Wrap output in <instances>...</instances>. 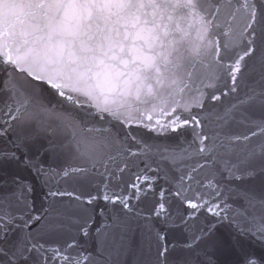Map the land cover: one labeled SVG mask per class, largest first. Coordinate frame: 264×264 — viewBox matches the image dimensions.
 <instances>
[{
    "label": "snow or ice",
    "instance_id": "obj_1",
    "mask_svg": "<svg viewBox=\"0 0 264 264\" xmlns=\"http://www.w3.org/2000/svg\"><path fill=\"white\" fill-rule=\"evenodd\" d=\"M222 222L264 247V0H0V264H122L137 230L200 264Z\"/></svg>",
    "mask_w": 264,
    "mask_h": 264
},
{
    "label": "water",
    "instance_id": "obj_2",
    "mask_svg": "<svg viewBox=\"0 0 264 264\" xmlns=\"http://www.w3.org/2000/svg\"><path fill=\"white\" fill-rule=\"evenodd\" d=\"M54 163L58 164L59 161ZM21 175L36 187L37 192L40 191L38 181L30 172L21 170ZM213 222V218L202 215L201 219L197 221V224L205 226ZM179 238V233L174 234L173 239L178 240ZM225 241L228 242L226 243ZM233 245H235V248H233ZM202 249L200 264H238L239 257L237 253L241 249L247 252H255L257 256L264 255V247L253 239H243L237 243L236 232L228 222L216 224L213 232L203 243ZM153 254L147 251L146 243L141 245V235L139 230H137L132 236V243L128 254L122 257V264H150V259Z\"/></svg>",
    "mask_w": 264,
    "mask_h": 264
}]
</instances>
